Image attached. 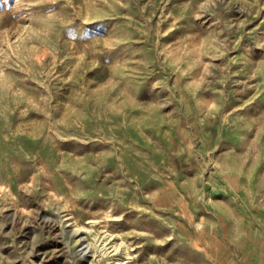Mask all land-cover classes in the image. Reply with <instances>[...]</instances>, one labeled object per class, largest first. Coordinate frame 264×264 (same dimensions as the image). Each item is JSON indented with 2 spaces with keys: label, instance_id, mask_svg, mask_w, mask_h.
<instances>
[{
  "label": "rangeland",
  "instance_id": "obj_1",
  "mask_svg": "<svg viewBox=\"0 0 264 264\" xmlns=\"http://www.w3.org/2000/svg\"><path fill=\"white\" fill-rule=\"evenodd\" d=\"M0 264H264V0H0Z\"/></svg>",
  "mask_w": 264,
  "mask_h": 264
},
{
  "label": "bare ground",
  "instance_id": "obj_2",
  "mask_svg": "<svg viewBox=\"0 0 264 264\" xmlns=\"http://www.w3.org/2000/svg\"><path fill=\"white\" fill-rule=\"evenodd\" d=\"M102 246V245H101ZM102 249V248H101Z\"/></svg>",
  "mask_w": 264,
  "mask_h": 264
}]
</instances>
